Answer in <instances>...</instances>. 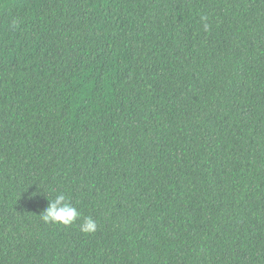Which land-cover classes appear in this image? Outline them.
<instances>
[{"label":"trees","instance_id":"obj_1","mask_svg":"<svg viewBox=\"0 0 264 264\" xmlns=\"http://www.w3.org/2000/svg\"><path fill=\"white\" fill-rule=\"evenodd\" d=\"M0 264H264V0H0Z\"/></svg>","mask_w":264,"mask_h":264},{"label":"clouds","instance_id":"obj_2","mask_svg":"<svg viewBox=\"0 0 264 264\" xmlns=\"http://www.w3.org/2000/svg\"><path fill=\"white\" fill-rule=\"evenodd\" d=\"M205 28H207V24H205ZM79 215L80 213L68 202L63 193L56 195L54 200L49 201L46 209L40 214L41 219L46 223L64 225L73 223ZM80 230L85 234L92 233L96 230V222L91 217H87L80 224Z\"/></svg>","mask_w":264,"mask_h":264}]
</instances>
